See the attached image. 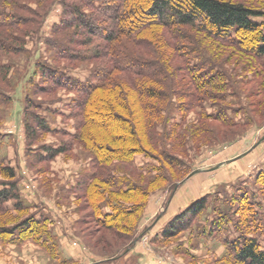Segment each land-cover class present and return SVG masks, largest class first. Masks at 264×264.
<instances>
[{
	"label": "trees",
	"instance_id": "1",
	"mask_svg": "<svg viewBox=\"0 0 264 264\" xmlns=\"http://www.w3.org/2000/svg\"><path fill=\"white\" fill-rule=\"evenodd\" d=\"M1 1L0 30L9 32L0 33V38L7 35V40L22 47L25 37L14 36L12 31L20 32L21 28L35 25L33 34L36 35L50 13V7L48 5L45 11L38 13L18 7L17 10L32 16L22 18L3 6ZM41 1L52 3L54 0ZM57 1L61 7L59 22L52 26V38L45 41L47 48L53 51L52 60L67 63L98 62L100 66L89 69L87 78L80 81L65 75L56 66L40 63L35 69L40 79L32 87L34 94L42 96L51 92V88L43 86L44 83L72 93L74 98L66 106L69 118L75 119L76 123L72 134L56 132L48 127L45 118L34 112H26L23 123L25 134L30 142L28 146L38 141L39 134H56L69 137L74 142L81 141L93 155L95 166L116 161L131 167L138 155L155 162L156 165L146 166V169L132 168L140 178H146L144 187L105 171L92 173L78 184L77 189L82 193L80 197L87 200L92 208L98 226L114 230L120 224L121 228L131 232L122 251L108 255L101 263L117 262L135 244V234L148 198L159 190L173 191L191 173L188 164L166 148V142H170L171 151L184 146L186 137L177 141L174 135L186 113L196 110L197 117L203 121H213L230 129L242 128V132L264 125V116L261 115L262 123L256 124L253 118L255 112L250 105L241 101L243 89L250 83H255L258 90L253 95L264 100V6L252 8L233 0ZM185 28L204 34L238 57L248 58L243 67L251 71L242 67L243 77L235 79L198 42L194 44L190 36L179 31ZM26 29L25 36L28 34ZM164 30L172 33L176 43L165 40L162 35ZM148 33L154 37L148 39ZM61 36L67 40L65 45L58 41ZM130 43L151 47L156 55L162 53L161 49L171 48L172 54L182 58L186 83L179 88L176 83L166 85L168 75L165 67L158 61L127 52ZM7 45L9 43L0 39L1 51L11 52ZM9 68L8 64H0V71L7 72ZM120 73L136 77L134 94L128 95L125 84L115 83L114 75ZM168 95L177 96L178 103L174 102L173 106L165 101ZM245 96L249 98L247 94ZM10 100V97L0 92V107ZM24 100L28 109L40 110L28 97L25 96ZM162 101L164 104L160 105ZM133 103L138 107L133 108ZM98 104L111 116L104 118L102 123L93 119V108ZM115 104L120 112H116ZM171 107L173 113H170ZM208 109L211 112H207ZM175 112L177 116L173 115ZM157 125L162 126V137L160 141L154 142V128ZM196 132L205 133L201 127ZM41 150L42 153L38 152L37 155L38 162L49 163L56 156L67 152L68 147L66 144H57L41 147ZM3 151L0 141V177L6 180L0 182V213L14 212L26 214V217L17 224L1 226V242L30 240L48 251L51 261L73 264L62 257L58 242L47 229L48 218L40 216L36 219L35 214L30 213L32 207L22 199L15 170L4 164ZM254 181L264 184V173L256 175ZM215 191L188 205L166 224L156 239L165 243L183 232H196L208 238L214 232L219 234L222 228L232 223L238 237L226 241L229 256L219 261V264H264V247L254 237L261 223L254 214L253 199L246 194L219 199ZM210 209L219 213L208 221V228L198 225L199 219L207 222V210Z\"/></svg>",
	"mask_w": 264,
	"mask_h": 264
},
{
	"label": "rangeland",
	"instance_id": "2",
	"mask_svg": "<svg viewBox=\"0 0 264 264\" xmlns=\"http://www.w3.org/2000/svg\"><path fill=\"white\" fill-rule=\"evenodd\" d=\"M233 1L252 8L264 6V0ZM1 4L22 18L32 16L23 10H17L18 7L36 13L45 11L48 5L50 7V13L36 35L33 34L35 25H29L27 29L21 28L20 32L12 31L14 36L25 37L24 46L21 47L7 40V35H2L0 38L9 43L7 46L11 49V52L0 50V64L2 66L8 64L10 67L7 72L0 71V92L11 98L8 104L0 107V141L4 150V164L15 170L22 199L32 207L30 213L35 214L36 219L40 216L48 218L47 229L52 232L55 241L61 245L59 247L62 257L71 260L73 264L101 263L109 257L108 255L122 251L128 242L127 236L131 232L121 228L120 224H118V229L114 230L103 229L96 224L92 208L87 200L80 197L82 193L80 189H77L80 180L92 173L105 171L110 175L130 179L144 187L147 182L146 178H140L132 168L146 169L156 164L138 155L131 167L116 161L109 165L95 166L93 155L81 141L74 142L69 137L56 134H39L38 141L28 146L30 142L26 138L23 125L26 112H34L45 118L48 127L56 132L63 131L72 134L76 123L75 119L69 118L66 106L74 98L72 93L44 83L43 86L51 88V92L42 96L34 94L32 87L37 82L39 83L40 79V74L35 73L39 64L56 66L65 75L83 81L87 78L89 69L99 67L100 63L90 61L67 63L52 60L53 51L47 48L45 41L52 38V26L59 22L61 7L57 0L52 3L41 0H6V2L2 0ZM24 29L28 31L26 36ZM179 31L190 36L194 44L198 42L229 75L235 79L243 77L241 69L246 70L243 65L248 62V58L238 57L236 53L217 45V42L202 33L192 32L187 28ZM2 32L8 33L9 31L0 30V33ZM162 35L166 41L174 42L170 31L164 30ZM147 37L151 39L154 36L148 33ZM59 39L61 45L67 43L64 37L61 36ZM128 45L127 52L137 53L141 57H147L148 60L158 61L165 67L168 75L166 85L176 83L178 88L183 86L186 81L182 72L184 64L182 58L172 54L170 46V49H161L162 53L156 55L151 47L135 46L133 43ZM114 77L116 84L123 86L125 84V91L128 95L134 94L133 84L136 77L121 73ZM257 91L255 83L248 84L243 89L244 95L241 101L245 105H250L252 111L255 112L253 118L256 124H260L264 120L261 116H264V100L260 96L253 95ZM246 94L249 98L245 96ZM25 96L40 110L28 109L24 100ZM178 99L177 96L168 95L165 101L173 104L178 103ZM162 102L159 104L163 105L164 101ZM114 106L116 112H120L119 107L116 104ZM132 107L136 108L138 105L133 103ZM93 110V119L97 123H102L104 118L111 117L101 104ZM207 112L211 111L208 109ZM170 113H173L172 107ZM173 115L177 116V113ZM161 127L157 125L154 128V142L160 141L162 137ZM196 127L203 128L205 133L196 132ZM174 136L177 141L185 136L184 146L171 151L170 142H166V148L176 157L183 159L190 167L191 173L173 191L159 190L148 198L137 227L133 248L117 262L104 264H219V261L229 256L225 246L226 241H233L238 237L233 230L232 223L222 228L219 234L214 232L208 238H203L196 232H183L165 243L156 239L166 224L188 205L215 190V193L219 194V199H226L228 195L230 197L250 195L255 203L254 214L261 223L254 237L264 247V184L254 181L256 175L264 173V125L258 129L251 127L242 132V128L230 129L213 121H203L197 117L196 110H194L186 113L183 122L178 124V130ZM226 142L227 144H224ZM57 144H66L67 152L56 156L49 163L38 162L37 155L38 152L42 153L41 147ZM3 180L0 177V182ZM207 213H209L206 218L207 222L205 219L197 221L198 225L206 226V228L209 225L208 221L219 212L216 214L210 209ZM24 217L26 214L0 213V227L17 224ZM0 264L57 263L51 261L48 251L30 240L20 243H5L0 240Z\"/></svg>",
	"mask_w": 264,
	"mask_h": 264
},
{
	"label": "crops",
	"instance_id": "3",
	"mask_svg": "<svg viewBox=\"0 0 264 264\" xmlns=\"http://www.w3.org/2000/svg\"><path fill=\"white\" fill-rule=\"evenodd\" d=\"M0 189H1V187H0ZM59 246H61V245H59Z\"/></svg>",
	"mask_w": 264,
	"mask_h": 264
},
{
	"label": "water",
	"instance_id": "4",
	"mask_svg": "<svg viewBox=\"0 0 264 264\" xmlns=\"http://www.w3.org/2000/svg\"><path fill=\"white\" fill-rule=\"evenodd\" d=\"M195 173V172H194Z\"/></svg>",
	"mask_w": 264,
	"mask_h": 264
}]
</instances>
